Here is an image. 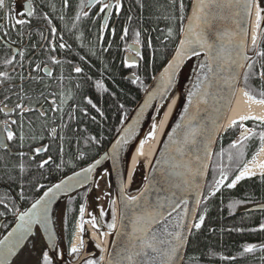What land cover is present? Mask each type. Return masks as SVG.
Instances as JSON below:
<instances>
[{
    "label": "snow or ice",
    "instance_id": "1",
    "mask_svg": "<svg viewBox=\"0 0 264 264\" xmlns=\"http://www.w3.org/2000/svg\"><path fill=\"white\" fill-rule=\"evenodd\" d=\"M137 5L140 9L141 17L145 9V4L142 0H136ZM169 3L174 7H178L179 15L178 16H163L164 20L171 18L172 20L179 21L178 31L173 27H167V29H159L160 32H163L167 39H176L177 35L179 36L178 44L174 49V54L171 56V59L167 61L166 66L163 71L160 73L159 77H153V80L156 81L152 91L148 92L147 98L144 101L143 106L140 108L139 114L142 115L145 108H147L150 102L153 99L159 97L161 101L167 100L169 98V90L176 85L177 78L181 76L182 69L185 67V61L190 60L192 57H199L203 52L207 63L201 64L200 68L203 71L205 68L206 72H203V75L197 74L196 83L194 84V90L188 94V106L193 105L195 100L196 113L199 115V106L200 104H207V97L209 95L208 89L212 87L209 76H216V73L213 70V63L218 64V69L220 72H223L225 68L231 73L229 76L225 77V82L234 95L235 84L238 83L241 76L240 69L245 67L247 61L253 60L252 57L248 56L246 52L242 51L243 45L241 43H236L234 49L227 50V55L224 53L226 51L225 41L228 45H233L236 40L237 32L231 31L228 28H225L223 31H220L216 28L217 21H227L231 20L232 23L236 26L237 29H240L247 34V28L241 29V17L245 23L251 21L253 9H255L256 21H255V30L252 35V49L256 56L264 58V51L259 50L258 39L264 38V28H262V22H264V0H192L191 12L187 17L185 16L186 4L184 0H179L177 5V0H169ZM35 0H0V42L7 46L8 49L12 50V57L10 59H5L3 64L5 67L13 65V62L16 60L15 49H12V45L17 43L16 39L11 38V32L15 31L19 38V42H23L25 39L29 41L31 48V59L29 60L30 72L27 77L24 76L23 72L19 73V92H15L17 96V103L15 104V109L18 110L19 120L11 119L5 120L0 126V148L4 149L6 152L9 150L10 143L13 141H19V147L23 149L24 142L26 139H30L33 143L29 145L30 151L24 152L19 151L16 155L18 156L17 167L19 173L23 175L27 170V164L34 163L37 169L43 170L46 165H51L54 163L53 157L48 155L47 158L43 157V154L49 153L50 144H44L43 141L50 140L56 141L59 138L60 144L58 146L59 155L61 157V164L63 163L62 157L64 153L63 141L65 140V135L61 134L62 130H67L70 128V123L64 121V105L68 100L74 99L73 94L65 95L63 91V82L65 76L61 72L60 76L56 77L59 82L58 87H60V92L55 91H44L43 89H50L51 85L48 84L44 77L51 79L53 73L50 68L47 66L50 62L52 65H61L62 62L52 53L57 51L54 40H49L44 36L43 29L39 27V21H47V25L50 28V34L55 38L57 33V28L52 27V21L49 19L47 13L38 15L42 10L39 5H35ZM65 8H68L69 0H63ZM79 11H77L75 19L79 21L81 17H89L90 12L85 11V8L91 10L95 9V12L91 13V18L93 23L97 19H100L102 22L99 24L98 31L100 33L98 40L102 43L104 40V34L108 32L113 39L117 36V28L115 27L116 21L114 17H121L125 12V3L124 0H80L78 5ZM54 10V9H53ZM227 10L228 15H224V11ZM133 7L131 4L127 6V17L126 22L120 28L119 40L125 42L123 51L130 53V55L125 56L122 63L123 67L128 69L139 68V61L145 60L144 55L141 52V45L145 43L141 39V31L139 29H131V24L133 20L132 16ZM64 17L61 16V19ZM160 19V17H157ZM185 19L187 23L185 24ZM110 21L112 22L110 25ZM33 29H35L36 34L40 36V41L37 43H31L33 40ZM130 30L132 32V44H127L126 41L129 38ZM154 31L156 29H153ZM63 37H61V40ZM162 44L166 41H161ZM135 45V47H133ZM146 46L148 48L153 47L152 38L149 37L146 41ZM68 47L65 43L59 44V49L63 50ZM112 47V43L109 42L108 48H104V51H108ZM214 50L216 54L213 55ZM25 51L19 52L20 60L17 61L19 67L23 69L24 61L26 58ZM233 51H235V58H233ZM95 55V53H93ZM81 60L84 59L83 56L80 57ZM68 64H71V60L66 61ZM253 63H248L247 68L249 71L244 72L243 81H244V95L247 99L255 104L264 105V64L261 65V70L256 73L253 71ZM34 64V67L32 66ZM43 65V67H42ZM234 69V70H233ZM72 71L77 75L83 72V68L80 66H74ZM40 72H43V76L38 75ZM37 73V75H33ZM260 81L258 89L253 87L250 83L252 79L257 78ZM15 79L8 71H0V84L3 82H11ZM70 79V77H69ZM91 79V77H88ZM25 80L34 84L31 92L28 94L27 90L24 87ZM140 81V77L136 73L132 74L131 83L137 84ZM205 84L207 87H204ZM77 88L80 87L79 84L76 85ZM95 87L101 92H108V88L105 87V84L102 80H97L95 82ZM142 90H146L143 89ZM7 91H12L9 88ZM57 95H59V104L57 103ZM115 95V94H113ZM11 99V96L6 93L3 96V100H0V104H3V107H0V112H3L5 116H8L12 113L13 109H9L7 101ZM85 102L87 105H91L96 112L100 113L103 116V112L100 108L97 107L93 100L85 97ZM47 104V108L45 107ZM161 103L160 107H163ZM184 108L185 114L188 113L189 107ZM123 108V104L120 105ZM78 110V105L72 106L68 113L67 119L69 122L75 120L77 117L75 113ZM51 111L53 114L59 112L60 124L59 130L56 125V117L53 115L51 118L48 113ZM79 111L83 115L87 116L88 112L84 108H79ZM28 114H32V117L28 118V129L29 133L24 131V120ZM197 116H192L188 119L187 125H184V131L182 134L176 138L174 135L177 130L182 128L181 124H177L176 127L172 130L174 135H170L168 139L176 147L174 149L176 156L172 159L175 163L172 165L174 169H183V172H173L169 173L167 178L171 182L172 186L175 188H180L179 183H175L171 180L172 176H178L183 178V184L190 185L195 181V177L202 175V169L206 170L208 164L201 161V156L199 155L198 145L201 141L198 139L203 132V127L197 122ZM124 118H127L125 113ZM95 120V117H92ZM185 117L182 116L181 120H184ZM242 119H257L256 117H247ZM138 122V121H134ZM123 123V120L121 121ZM238 122L234 121L230 127H235ZM53 125L49 127V125ZM13 125H17L19 128V133L17 135L12 129ZM261 125L264 126V120H261ZM240 128L242 129L238 141L233 142L230 145L232 149H238V157H242L244 154V142L251 139L252 137H257L260 144V151H264V131L255 132L252 129L244 127L243 123H240ZM155 129L156 124L152 125V131L149 134V138H155ZM72 131L75 133L78 131V128H72ZM125 133L128 135L132 134V128L129 126L126 128ZM93 143H98L95 137H89ZM127 144V136H122L116 141L112 146L113 153L116 152L117 146L121 145V142ZM211 143V140L208 143L204 144V153L205 160L210 159L211 152L208 145ZM167 147V145H166ZM143 145H141V154ZM194 155L195 164L200 165V167H194L193 159L191 158ZM10 154V153H9ZM223 151L219 154L221 158L223 157ZM27 157V160L25 159ZM40 158L39 160L37 158ZM177 157L180 159L177 160ZM108 154H106L101 159H108ZM187 158V159H186ZM228 160L231 162L233 160V154L230 152L228 155ZM101 161L97 160L95 164L90 167L83 169L82 172H77L74 176L68 177L67 180H62L60 183L53 185L46 192H44L43 197L38 199L35 203L31 205V208L19 213L17 216L16 226L3 238L0 240V264H9V258L16 254V251L23 246V242L32 234V229L34 225H40L45 228L47 233V244L46 247L49 249H55V238L54 235L49 231L48 225L50 224L49 211L51 200L55 198L56 193L60 191L67 192L71 190L70 181L76 180L77 178L84 176L85 180L87 176L85 174L91 173L96 165ZM57 164V168L61 166ZM264 169V164L260 165ZM255 173L252 172L251 168L247 165L240 170L239 174L235 176L230 183L226 186L229 189H234L238 182L245 178H251ZM262 180H264V172L261 173ZM187 177H191L189 180ZM15 178L11 175H8V180L13 181ZM227 173L224 170L223 164L220 166V179L215 180V187L210 192V196H215L217 192L220 191L221 187L224 185L225 180H227ZM78 183L83 185V181H78ZM22 187V185H21ZM42 187V185H41ZM200 187V185H197ZM143 196V193H141ZM21 197H23V192H21ZM176 192H172L171 197L165 196L163 198L158 197L155 204L146 203L144 209L141 213L136 214L135 219L132 221V231L130 233L122 232L123 235H126L128 239L124 241L123 248L121 252L122 259L119 262L112 261L110 259L109 264H200V256L195 252H189L188 249L192 246L191 236L193 234L192 230L195 229L197 232L202 228L205 223V214L207 209L204 210L205 214L199 215L198 222L192 224H186L185 220L189 217V209L187 207L188 200L183 196H180L176 199ZM138 197H131L130 202L135 203L138 201ZM165 201L167 203H165ZM113 204L115 201L112 202ZM236 203L229 204V209L236 207ZM0 204H4L5 209L8 211H13L9 208L7 203H4L3 199H0ZM201 204L199 199V193H197L196 207L191 210V217L193 220L196 218L197 209ZM183 205L182 212L177 213L176 216H173V213L177 212V209L181 208ZM85 208L82 205L79 209V228L81 233L84 230L85 223H91L93 227H97V217L92 215L91 220H84ZM0 215H4L3 212H0ZM13 215H16V211H13ZM104 212L101 210L100 216L102 217ZM171 218V219H170ZM159 226V227H157ZM125 225L121 224V229L123 230ZM108 228L115 230L116 228V216L115 210L113 209L112 223L108 225ZM238 231H242L238 229ZM251 231H257V229H251ZM259 231L264 232V222L259 225ZM86 241L80 239V247L73 246L70 249L71 253H78L80 248L85 245ZM256 244H246L243 246V253H252L257 250ZM259 250L264 252V245L259 246ZM43 264H55V253L50 257L48 251L42 250ZM225 259L224 257H221ZM103 257H101V260ZM231 259H235L232 257ZM264 260V257H261ZM87 264H97L96 261L88 260Z\"/></svg>",
    "mask_w": 264,
    "mask_h": 264
},
{
    "label": "trees",
    "instance_id": "2",
    "mask_svg": "<svg viewBox=\"0 0 264 264\" xmlns=\"http://www.w3.org/2000/svg\"><path fill=\"white\" fill-rule=\"evenodd\" d=\"M36 1L41 10L51 16L57 26L64 25L66 33L69 34L66 35L70 39L68 45L71 48L66 51L67 57L75 66L83 68V72L79 75L74 73L73 79H68L67 81L66 87L74 95L72 101L75 105H78V110L75 113L77 117L75 120L71 122L65 121L70 123V128L61 131V134L66 137L63 141V163L61 164V157L58 151L59 139L52 144L48 153V155L53 157L54 163L46 166L43 170L37 169L36 165L32 163L26 166V172L21 175L16 166L17 160L7 157L6 161L3 162L4 159L0 158V190H5L6 194V196H1L2 194L0 193V199H3L9 208L16 211V215L18 212L26 210L49 186H52V184L66 175L93 163L106 151L118 133L117 131L124 125L125 120L128 119L133 111L132 109L136 107L146 92L153 77L171 57L170 55L173 53L179 39L178 35L176 39H167L165 34L159 31V29L166 30L167 27H173L178 31L179 28L178 20L163 19L165 15L169 17L179 15L178 7L174 8L169 3V0H142L145 4L142 17L136 0H126L124 2L126 6L125 12L121 17H118L115 24L117 28L116 38L113 39L106 32L102 43L98 40L100 35L98 27L102 21L97 19L93 23L91 18V13L95 12L93 9L89 10V17L85 18L82 16L79 21H76L75 16L77 11H79L80 0H69L70 6L68 8L64 7L63 0ZM190 1L184 0L187 6L186 17ZM178 3L179 0H177V5ZM129 4L133 7L131 29H139L142 33L141 39L145 42L141 45L145 60L139 61L140 67L134 69L123 67L125 42L119 40L120 28L126 22L127 6ZM61 16L64 18L61 19ZM157 17H160V19H157ZM111 23L110 21V25ZM153 29L156 30L154 31ZM149 37L152 38L153 42L151 49L146 46V41ZM161 41H166V43L162 44ZM260 41L259 50L264 51V38ZM109 42L112 43V47L108 51H104V48H108ZM126 43L132 44L131 30ZM81 56L84 57L83 60L80 59ZM254 61L253 71L258 73L261 70V65L264 64V58L255 56ZM133 73L140 77V81L137 84H132L131 80L128 79ZM88 77H91V79H88ZM97 80H102L109 91L101 92L97 90L95 87ZM250 83L258 89L260 84L258 76L252 79ZM77 84L80 85L79 88L76 87ZM241 84L244 89L243 80ZM142 88L146 90H142ZM85 97L93 100V103L103 112V116L96 112L91 105L86 104ZM121 104H123V108L120 107ZM79 108H84L88 115H83ZM125 113L127 114L126 119L124 118ZM92 117H95V120ZM122 120L123 123H121ZM244 127L257 133L264 131V126L261 125V122L250 121L244 124ZM72 128H78V131L74 133ZM240 132V126L236 125L221 136L212 168H210L211 172L205 198L199 213V215L205 214L204 210L207 209L205 223L198 232L194 230L191 236L192 246L188 249L189 252L195 251L200 256V264H264V260L261 259V257H264V252L243 253L244 245L257 244L264 241V232L259 231V225L264 222V213H246L243 210V208L264 203V180H262V176H257L243 180L234 189H229L226 186L235 179V176L239 174L245 164L260 149L258 138L252 137L244 142V154L242 157H238V149H232L230 145L236 141ZM89 137H95L98 143H93L88 139ZM222 151L224 154L221 158L219 154ZM230 152L233 154L231 162L228 160ZM221 163L228 179L225 180V184L215 196H210L215 180L220 178ZM57 164H61V166L57 168ZM139 169L138 167L136 172H134V183H136V179H138L140 174ZM8 175L13 176L15 179L9 181ZM134 190L131 188L130 191L133 192ZM21 192H23V197H21ZM88 192L89 189H86L70 196L60 207L58 229L62 248H69L72 243L79 209L88 201L86 196ZM237 201L240 203H237L236 207L230 210L228 205ZM92 206L95 207L93 204ZM13 211H8L5 209L4 204H0V212L4 213V215H0V220L4 216L7 218L2 228L0 227V239L14 224L13 219L16 215H13ZM92 213L96 215V210H92ZM112 215L113 207L111 206L110 211L104 213L100 219L107 224L112 222ZM238 229L242 231H238ZM251 229H257V231H251ZM42 250L48 251L50 257H52L51 251L48 250L41 235L38 233L21 254L32 255L33 258L29 262L34 264L43 263ZM232 257H235V259H231ZM55 264L57 263L55 262Z\"/></svg>",
    "mask_w": 264,
    "mask_h": 264
},
{
    "label": "water",
    "instance_id": "3",
    "mask_svg": "<svg viewBox=\"0 0 264 264\" xmlns=\"http://www.w3.org/2000/svg\"><path fill=\"white\" fill-rule=\"evenodd\" d=\"M191 4H192V0L190 1V8H189L187 15H189L191 12ZM254 11L255 10L253 9L251 21L248 23H245L243 18L241 17V29L247 28L246 35L244 34L243 31H241L240 29H237L230 19L227 21H223V22L221 21L216 22V28L218 30L223 31L225 28H228L231 31H235L238 33L233 45H228L227 42L225 41V48H226V51L224 53L225 56L227 55V50L234 49L236 43H241L243 45V48L241 50L246 52V54L252 57L254 60L256 55L254 51L250 52V34H251L250 30L252 26ZM224 15H228L227 10L224 11ZM186 23H187V19H185V24ZM260 40H262V38L258 39V47L260 46V43H261ZM133 47H135V45H133ZM173 54H174V51L170 56H172ZM215 54H216V51L214 50L213 55ZM128 55H130V53ZM200 56H203L204 58L203 64L207 63L206 57L203 52L201 53ZM133 58L137 59L139 63L138 58L136 57H133ZM192 58H196V57H192ZM233 58H235V51H233ZM169 59H171V57ZM190 60H186L185 65ZM253 60L247 61L245 64V67L243 69H240L241 76L239 78L238 83L235 84L234 95L230 92L227 86V83L225 82V77L229 76L231 73L227 70V68H225L223 72H220L218 69V64L216 62L213 63V70L216 73V76L212 77L211 74L209 76L212 87L208 89L209 95L207 97V101H208L207 104H200L199 106L200 111H199V115L197 116L195 100H194L193 105L191 106H188V100H187L179 117H177V120L174 123L172 129L169 131L165 140L160 146L161 149L159 148L160 153L158 155V158L156 159V161H152L149 169L146 170L145 172V177L142 180V182H139V184L135 186L134 184H132L134 181V176H131L130 187H134L136 191L129 194L130 187H128V181H127L128 175L126 173L127 170H126L125 163L123 160V151H124L125 143H123L122 141L121 145L117 146V150L115 153H113L112 151V146L122 136H129L124 131L129 126H131L132 128V134H134L136 130L140 129L143 123L146 121L145 119L148 118L151 112L153 113L150 119V123L148 124L146 132L144 134L148 133L152 129V125L154 124L156 118L160 117L169 98L164 101H161L159 97H157L156 99H153L150 102L149 106L144 109L143 114L138 115L140 108L143 106L144 101L147 98L148 92L152 91L156 83V81L153 80L151 82L149 89L145 93V95L142 97L138 105L133 109V112L128 117V119L125 120L126 122L124 123V125L121 127L119 131H117L118 133L114 137L113 141H111L106 151L103 152V154L99 158L93 161V163L85 166L84 168L82 167L80 170H77L69 175H66L64 178H62L61 180L53 184L55 185L57 183H60L62 180H67L68 177L74 176V174L77 172H82L83 169H86L90 167L91 165L95 164L97 160L101 161L98 165H96L95 169L91 173L85 174L87 176L86 180L84 176H81L77 178L76 180L70 181V184L72 186L71 190L67 192H64V191L57 192L55 198L51 200L50 211H49L50 224L48 225V228L51 234L54 235L55 244H56L55 249L48 248V250L51 251V254H54V253L56 254L58 246L61 245L60 233L58 229L59 228L58 215H59L60 207L70 196H73L86 189H89L91 192L95 186L94 184H96L97 178L101 175L102 171L104 172L105 169L108 170V174L112 181V185H114V188H115L114 195L117 201L116 228L115 230L111 232L110 242H109V245L107 246L105 264H109L110 259L115 262L121 261L122 259L121 252L123 248V243L124 241L128 239V237L126 235H123L122 232L130 233L132 231V221L135 219L136 214H139L143 211L146 203L155 204L158 197L160 198H163L165 196L171 197V194L173 191L176 192V197H172L173 199L183 196L184 198L188 200L187 207L189 209V217L185 220V223L190 225L194 222H197L200 209L203 203L202 200L204 199L205 191L207 188V183H208L207 179H209V175L211 172L210 168H212L215 152L222 138L221 136H223L226 133V130H227L226 126H227V123L230 117L229 115L231 114V111L233 109L238 93L240 89L242 88V84H241L242 79H243L242 74L246 72V70L248 69L247 64L251 63ZM166 64L167 62L162 67V69L159 71L158 75L156 76L157 78L159 77L160 73L163 71ZM206 71H207L206 68L203 71L200 68L198 74L203 75V72H206ZM131 78H132V74L128 77V79L131 80ZM195 83H196V79H195L194 84ZM204 87H207V85L205 84ZM174 88L175 87L169 90V93H168L169 97L171 96ZM193 90L194 88L192 87L191 91ZM161 103H163L164 105L163 107H160ZM186 106L189 107V111L187 114H185L184 112V108ZM182 116L185 117L184 120H181ZM192 116H197V122L204 129L203 134L200 137H198V139L201 141V143L198 145V148H199V155L201 156V161L206 162L208 164V168L206 170L202 169L203 174L196 176L195 181L191 183L190 185L183 184V178L178 177V176H172L171 180L181 185L180 188H175L172 186L167 176L169 173L183 172V169H174L172 167V165L175 163V161H173L172 158L176 156V153L174 151L176 146L172 144V142L168 139V137L170 135H174L172 130L176 127L177 124H181L182 128L177 130L176 134L174 135V138L180 136L182 132L185 130L183 126L187 125L188 119ZM134 121H138V122L134 123ZM239 137H240V134L238 135V138L236 139V141H238ZM209 140H211V143L208 145L209 150L211 152V156H210V159L205 160L204 144L208 143ZM258 151H260V149ZM106 154H108L109 158L101 159ZM194 155H195V152L193 153V156L191 157L193 159L194 167H200V165L195 164ZM257 155L258 154H256L253 159H255ZM179 159L180 158L177 157V160ZM187 179L191 180L192 178L187 177ZM78 181H83V185L81 186V184L78 183ZM53 185L48 187L44 192H46L49 188L53 187ZM197 185H200V187H197ZM44 192L33 203H35L38 199L43 197ZM141 193H143V196H141ZM197 193H199V199L201 200V204L199 208L197 209L196 218L195 220H193L191 217V210L196 207ZM131 197H138L139 199L135 203H132L130 202ZM165 203L167 202L165 201ZM31 205L26 210L30 209ZM181 207H183V205H181ZM26 210H22L19 213L26 211ZM245 212L246 213L264 212V204H258V205L251 206L247 208ZM19 213H17V216L19 215ZM175 214L176 213H173L174 216ZM17 216H15L13 219L14 224L12 225V227L2 236L0 240H3V238L16 226L18 222ZM122 223L125 225L123 230L121 229ZM98 224H99L98 228L99 230H101L102 229L101 222L99 221ZM194 230L195 229H193L192 232H194ZM38 233L43 238L45 244H47V233L45 232V228L41 227L40 225H34L32 229V234L23 242V246L16 251L15 255L9 258V264H12L14 262V260L18 257V255H20L24 251V249L31 243V241L34 240V238L38 235ZM85 241L86 243H88L90 239L85 238ZM256 245L258 246L257 250H259V246L264 245V242H261ZM85 258H86L85 255H82V257L79 258L80 259L79 262L83 261Z\"/></svg>",
    "mask_w": 264,
    "mask_h": 264
},
{
    "label": "flooded vegetation",
    "instance_id": "4",
    "mask_svg": "<svg viewBox=\"0 0 264 264\" xmlns=\"http://www.w3.org/2000/svg\"><path fill=\"white\" fill-rule=\"evenodd\" d=\"M125 1L126 0H124V2ZM86 2H87V0H85V3ZM35 5H38V2L36 0H35L34 6ZM93 11H95V10L93 9ZM43 13H45V12L42 11L41 13H38V15H42ZM48 17L52 21L51 26L57 28V33H56L55 38H53L50 34V28L47 25V21L40 20L39 21V27L41 29H43L45 37H47L49 40H54L57 51L55 53H52V55H55L58 59H60L64 63H62L61 65H52L50 62L48 63L47 66L52 71L53 77L51 79H49L48 77H44V80L48 84L51 85V88L50 89L41 88L40 90H44L46 92L47 91H55V92L59 93L61 89H60V87H58L59 82L57 81L56 77L60 76L61 72H63V75L65 76V80L63 82V91H64L65 95H68V94H71V92H69L68 87H66L67 81H68L69 77H70V80L73 79L74 72L70 69H73L72 64H73V66H75L74 63L68 64L66 62L67 60H69L67 57L66 51L71 49L68 45V41H70V39L67 35H69V34L66 33V30L64 29V25L57 26V24H55V22H53L52 17L49 15H48ZM113 19L116 20L117 17H114ZM33 33H34V35H33V40L31 41V43L41 42L40 36L38 34H36L35 29H33ZM61 37H63L62 40H61ZM11 38L17 40V43L12 45V49H15L14 54L16 55V60L13 62V65H11V66H8V67L4 66L3 61L6 58L10 59L12 57L13 53H12L11 49H8L6 45H4L2 42H0V71H8L12 76L15 77V79L11 82H3V84H0V100H3V96L5 93L7 95L11 96V99L9 101H7V105H8V108L13 109V111L8 116H5V114L3 112H0V126H2V124L5 120H11V119L19 120L18 110L15 109V104L17 103V96L13 93L19 92V85L21 83L19 80V73L23 72L24 76L27 77L29 75V72H30L29 60L31 59V48L29 45V41L27 39H25L23 42H19V38H18L17 33L15 31L11 32ZM60 43H65L68 47L61 50V49H59ZM25 49H28V51L26 52L24 67H23V69H21L19 67V64L17 63V61L20 60L19 52L25 51ZM32 66L34 67V64ZM42 67H43V65H42ZM33 75H37V73H33ZM38 75L43 76V72H40ZM34 86H35L34 84L25 80L24 87L27 90L28 94H32L31 89ZM9 88H11L12 91H7ZM56 98H57V103L59 104V95H57ZM74 105L75 104L73 103L72 100H68L66 102V105L63 106L64 107V121L68 122L67 113H68L69 109ZM3 106H4L3 104H0V107H3ZM45 107L47 108V104H45ZM48 115L50 118L53 115H55V117H56V125L55 126H57L58 130H59L60 113L57 112V113L53 114L51 111H49ZM29 117L34 119V117H32V114H28L25 117L24 131L26 134L29 133V129H28V118ZM51 126H53V125L50 124L49 127H51ZM11 130L16 132L18 135L19 128L17 125H13ZM58 139L59 138H57V140ZM56 141L45 140V141H43V143L44 144H50L52 147V144L56 143ZM32 143L33 142L30 139H26L24 142V147H23V149H21L19 147V141L18 140L13 141L10 143L8 152H6L4 149L0 148V158L4 159L3 162L6 161L7 157L15 159L18 161L19 158L16 154L19 151L29 152L30 151L29 145H31ZM51 147H50V149H51ZM47 156H48V153L43 154L44 158H47ZM25 159L27 160V157ZM37 159L39 160L40 158L38 157ZM30 164H32V163H29L27 165H30ZM46 166H48V165H46ZM0 189H1V187H0ZM0 193L2 194L1 196H6L5 190L4 191L0 190ZM98 215H100V214L98 213ZM6 220H7V218L5 216L1 218V220H0V227L1 228H2L3 224L6 222ZM98 226H99V224L97 222V227H95V228L99 229ZM87 236L88 235L83 236L82 239L85 240V238ZM69 248H71V245L69 246ZM69 248L64 247L63 249H61L62 255L60 253L55 255V262L57 264H87L88 260L96 261L97 264L100 263L99 257H101V254L99 253L98 249L95 247L94 243L91 241H89L88 243H85V245L82 248H80V251L78 253H70ZM82 255H85L86 258L83 261L79 262V260H80L79 258H81ZM51 256H53V255L51 254ZM32 258H33L32 255L20 254V255H18V257L14 260V262L12 264H34L32 262H29V260ZM37 264H43V263H37Z\"/></svg>",
    "mask_w": 264,
    "mask_h": 264
},
{
    "label": "bare ground",
    "instance_id": "5",
    "mask_svg": "<svg viewBox=\"0 0 264 264\" xmlns=\"http://www.w3.org/2000/svg\"><path fill=\"white\" fill-rule=\"evenodd\" d=\"M85 11H89V9L85 8ZM117 20H118V18L115 21L117 22ZM255 21H256V15H255V11H254L252 26H251V30H250L251 31V34H250V45H251V47H252V35L254 34V30H255ZM262 28H264V22H262ZM141 52H142V47H141ZM128 54L129 53L125 52V56H127ZM203 62H204L203 56H199L196 58H192L185 65L184 69L182 70L181 76L178 77L175 88H174L171 96L169 97V100L166 103L163 112L161 113L160 117L157 118V120L154 123V124H156L155 138L148 140V143L145 146V150H144L145 153L144 154H141V147H139L141 144L140 140H142L144 133L146 132V129L148 127V124L150 123V119H151L153 112H151L150 115L148 116V118L145 119L146 121L143 123V125L141 126L140 129L136 130V132L134 134L127 136L128 143L125 144V146H124L123 160H124L125 167L127 170L126 173L128 175V180H127L128 181V187L130 186L131 176L133 175L132 172L135 171L139 161H141V160L145 161L146 160L145 161L146 162V170L149 169L157 150L162 145L167 134L172 129L174 123L177 120V117H179L184 105L186 104V102L188 100V94H189V92H191L192 87L194 86L195 79H196L197 74L200 70V65L203 64ZM158 73L155 75V77L158 75ZM150 85L148 86L147 90L149 89ZM147 90H146V92H147ZM145 93H144V95H145ZM142 97H141V99H142ZM138 103H137V105H138ZM229 116L230 117H229L226 128H230V125H232L234 121H236L238 123H244L247 121H257L259 123V122H261V120H264V105H259V104H255V103L250 102L247 99V97L244 95V89H240L238 96L236 98V101L234 103L233 109L231 111V114ZM247 117H256L257 119H255V120L254 119H242V118H247ZM238 123H237V125H238ZM150 141H151V143H150ZM143 149L144 148H142V151H143ZM262 164H264V151H259L256 158L253 159L247 165L249 168H251L252 172L255 173V175L252 176L251 178L256 177V176H261V173L264 172V169H262L260 167V165H262ZM251 178H245L243 180L251 179ZM243 180L238 182L236 186L241 184V182H243ZM224 184H225V182H224ZM204 198H205V195H204ZM260 204H264V203H260ZM256 205H258V204H256ZM182 209H183V207L178 209L175 216L177 215V213L181 212ZM243 210L246 211L247 208H243ZM78 223H79V216L76 220V225ZM76 225H75V227H76ZM89 234H90V238L94 242L98 243V245H99L98 247L102 248L104 250V252L107 251V246L109 245L110 236H111L110 231H108L106 229V232L104 233L103 237H100V234L94 229V227H92V228H89ZM80 238H81V235L79 233L77 235H75L72 247L73 246L79 247ZM262 242H264V241H262ZM257 244H259V243H257ZM259 251L260 250H256L254 252L256 253ZM254 252H252V253H254ZM101 257H99L100 258L99 264H105L104 258L101 260Z\"/></svg>",
    "mask_w": 264,
    "mask_h": 264
},
{
    "label": "rangeland",
    "instance_id": "6",
    "mask_svg": "<svg viewBox=\"0 0 264 264\" xmlns=\"http://www.w3.org/2000/svg\"><path fill=\"white\" fill-rule=\"evenodd\" d=\"M251 51H252V47H251ZM159 118V117H158ZM157 120V118H156ZM155 120V121H156ZM155 123V122H154ZM228 130V128H227ZM148 140H151V138H149V135L147 137V139L145 140L144 144H143V151L142 153L144 154V150H145V146L147 145L148 143ZM151 143V141H150ZM161 149V148H160ZM159 150H157L154 158H153V161H156V159L158 158V155H159ZM146 161V160H145ZM144 160H141L139 161L140 163V166H139V170H140V174L138 175V179H136V183L133 182V184L136 186L137 184H139V182H142V180L144 179L145 177V173L146 172V162ZM143 178V179H141ZM220 179V178H218ZM217 179V180H218ZM94 188L93 190L90 192L87 193V199L88 201L85 202L84 204V208H85V212H84V220L85 221H89L91 220V217L93 215L92 213V210H96V217H97V222L99 223V221L101 222V227L102 229L100 231H97L94 227V229L100 234V237H103V231H106V229L108 231H112L111 229L108 228V225L112 222H109L106 224V222H104V220H100V215H98V213L100 214L101 210L104 212V213H108V211H110V207L112 206L113 209L115 210V216H116V213H117V201H116V198H115V188H114V185H112V181L110 179V176L108 174V170L105 169L104 172L102 171L101 175L97 178V181H96V184H94ZM215 187V184L213 186V188ZM134 188V187H132ZM212 188V189H213ZM131 189V188H130ZM129 189V190H130ZM211 189V190H212ZM130 193V192H129ZM93 199V200H91ZM115 201V203L113 204L112 202ZM92 204L95 206L93 207ZM77 227V225H76ZM75 227V228H76ZM93 225L91 223H85L84 224V230L83 232L81 233L80 231V228H79V231H80V234L81 236H86V235H90L89 234V228H92ZM105 228V230L103 229ZM75 231H77V228L75 229ZM87 236V237H88ZM95 247L100 251L101 248H99L98 246H96V244L94 243ZM80 247V245H79ZM102 251V249H101Z\"/></svg>",
    "mask_w": 264,
    "mask_h": 264
}]
</instances>
